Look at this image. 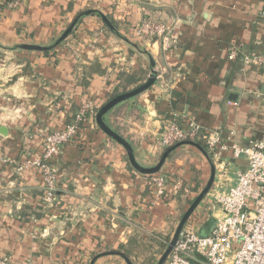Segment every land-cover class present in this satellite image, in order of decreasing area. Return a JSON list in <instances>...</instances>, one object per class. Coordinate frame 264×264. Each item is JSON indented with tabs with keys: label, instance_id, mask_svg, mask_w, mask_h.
I'll list each match as a JSON object with an SVG mask.
<instances>
[{
	"label": "crops",
	"instance_id": "obj_1",
	"mask_svg": "<svg viewBox=\"0 0 264 264\" xmlns=\"http://www.w3.org/2000/svg\"><path fill=\"white\" fill-rule=\"evenodd\" d=\"M10 1L0 0V259L90 264L113 253L95 264H126L114 253L130 258L128 250L142 240L165 243L206 187L209 162L183 146L160 173L181 179L187 193L157 197L151 177L134 169L94 116L56 159L58 198L47 206L40 174L17 168L38 159L46 135L74 123L87 103L100 110L156 74L150 89L104 118L144 168L159 163L165 150L159 138L173 121L219 131L228 146L263 139L264 0H18L16 9ZM91 11L115 30L91 14L48 53L19 48L53 45ZM144 21L166 25L171 47L137 35ZM234 47L241 50L232 61ZM245 57L263 63L246 64ZM215 165L214 191H228L248 163L228 150ZM191 219L199 235H209L215 225L209 202Z\"/></svg>",
	"mask_w": 264,
	"mask_h": 264
},
{
	"label": "built area",
	"instance_id": "obj_2",
	"mask_svg": "<svg viewBox=\"0 0 264 264\" xmlns=\"http://www.w3.org/2000/svg\"><path fill=\"white\" fill-rule=\"evenodd\" d=\"M19 5L18 0L8 4L10 9H16ZM136 32L147 39H160L167 48L171 47V32L164 24L144 21ZM240 50L234 47L229 53V59L236 60ZM244 60L246 64L252 65L263 63L262 57H245ZM98 111L92 103L82 106L74 123L66 126L63 131L46 135L43 153L38 159L27 161L17 168L18 173L32 168L40 174L44 190L43 202L47 206L55 205L58 198L56 159L64 145L75 139L79 125L89 117L96 116ZM181 141L200 143L207 148L215 163L223 159L226 151L232 150L234 158L245 157L248 166L245 171L238 173L233 188L228 191H213L212 188L209 194L212 193L213 197L210 210L215 215V225L210 234L199 235L191 217L165 264H264V137L247 147L235 144L228 146L219 131L207 130L194 121H188L185 127L173 121L159 138V144L164 149ZM150 177L155 195L159 198L187 193L181 179L170 180L161 173ZM0 264L17 263L2 258ZM24 264L34 263L26 261Z\"/></svg>",
	"mask_w": 264,
	"mask_h": 264
},
{
	"label": "water",
	"instance_id": "obj_3",
	"mask_svg": "<svg viewBox=\"0 0 264 264\" xmlns=\"http://www.w3.org/2000/svg\"><path fill=\"white\" fill-rule=\"evenodd\" d=\"M91 14H92V12H85V13H82L81 15H79V17H77L69 25V27L62 34V36L58 40H56L55 43L51 46L22 45V46H19V48L22 50H29V51H40V52L51 51L54 48L61 45L72 34L75 27L77 26V24L79 23V21L82 18L89 16ZM101 17H102V20L104 21V23L107 25V27H109L111 30L114 31L115 29H114L113 25L110 23V21L104 15H102ZM155 81H156V74L153 73L150 76V78L148 79V81L144 85H142L141 87L137 88L134 91H131V92H128V93H125L122 95H118L117 97L113 98L111 101H109L106 105H104L98 111V113L96 114V122H97V125L99 126V128L106 135H108L111 139H113L114 141L119 143L126 150L131 165L134 167L135 170H137L142 175L152 176V175L160 173L166 159L168 158V156L172 152H174L176 149L183 147V146H192V147H195L196 149H198L202 153V155L206 158V160L209 162V164L211 166V176H210V179H209L206 187L197 196V198L194 200L192 205L189 207V209L184 214L183 218L181 219V221H180V223H179V225L175 231V234H174L172 241L170 242L166 251L163 253V255L161 256L160 260L157 263V264H165L167 262L169 256L173 252V249L175 248L176 244L178 243V240H179V237H180V234H181L183 228L188 223L190 218L194 215L196 210L200 207V205L204 202V200H206L208 198V196H209V194H210V192H211V190L215 184L217 171H216L215 162H214L211 154L208 152V150L204 146H202L200 143H197L194 141H181L179 143H176L175 145L168 148L164 152L159 163L155 167L144 168L141 165H139L138 162L136 161V158L134 155V150H133L132 146L129 144V142L126 139H124L123 137H121L119 134H117L114 130H112L106 124L104 118L108 113H110L115 107H117L121 103H124L128 100H131V99L139 96L140 94L144 93L148 89H150L154 85ZM109 254H113V253H103V254H99V255L95 256L90 264H95L100 258L107 256ZM114 255H119L120 257H122L125 260L126 264H134L130 260V258H128L126 255H124L122 253H114Z\"/></svg>",
	"mask_w": 264,
	"mask_h": 264
},
{
	"label": "rangeland",
	"instance_id": "obj_4",
	"mask_svg": "<svg viewBox=\"0 0 264 264\" xmlns=\"http://www.w3.org/2000/svg\"><path fill=\"white\" fill-rule=\"evenodd\" d=\"M209 197L210 198H207L203 204H207V201L209 204L213 202L212 193ZM177 227L170 232V236L167 239H164L165 243H162L156 239H149L147 241L142 240V244L138 245L135 249L128 250L131 256V261L134 264H157L163 253L166 251L168 245L172 241Z\"/></svg>",
	"mask_w": 264,
	"mask_h": 264
},
{
	"label": "trees",
	"instance_id": "obj_5",
	"mask_svg": "<svg viewBox=\"0 0 264 264\" xmlns=\"http://www.w3.org/2000/svg\"><path fill=\"white\" fill-rule=\"evenodd\" d=\"M91 12H92L93 15H98V16H100V17L102 16V14H101L100 12H94V11H91ZM84 13H85V12H84ZM80 15H81V14H80ZM77 17H79V15H78ZM77 17H76V18H77ZM76 18H75V19H76ZM75 19H74V20H75ZM82 19H83V18H82ZM82 19H81V20H82ZM81 20H80V21H81ZM80 21H79V22H80ZM45 53H48V51H46ZM114 98H115V97H114ZM110 101H111V100H110ZM107 103H108V102L104 103V104L102 105V107H103L104 105H106ZM102 107H101V108H102ZM167 149H168V148H167ZM167 149H165L164 152H165ZM206 149H207V148H206ZM193 202H194V201H193Z\"/></svg>",
	"mask_w": 264,
	"mask_h": 264
}]
</instances>
